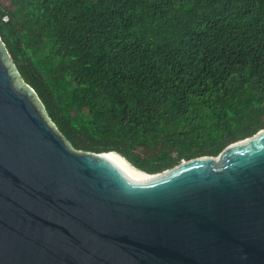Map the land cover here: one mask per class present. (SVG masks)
<instances>
[{
    "label": "trees",
    "instance_id": "16d2710c",
    "mask_svg": "<svg viewBox=\"0 0 264 264\" xmlns=\"http://www.w3.org/2000/svg\"><path fill=\"white\" fill-rule=\"evenodd\" d=\"M0 34L76 149L156 173L264 128V0H0Z\"/></svg>",
    "mask_w": 264,
    "mask_h": 264
},
{
    "label": "water",
    "instance_id": "95a60500",
    "mask_svg": "<svg viewBox=\"0 0 264 264\" xmlns=\"http://www.w3.org/2000/svg\"><path fill=\"white\" fill-rule=\"evenodd\" d=\"M112 153L67 140L0 34V264H264V128L155 177Z\"/></svg>",
    "mask_w": 264,
    "mask_h": 264
},
{
    "label": "bare ground",
    "instance_id": "6f19581e",
    "mask_svg": "<svg viewBox=\"0 0 264 264\" xmlns=\"http://www.w3.org/2000/svg\"><path fill=\"white\" fill-rule=\"evenodd\" d=\"M113 154V153H112ZM116 158H118L129 170L142 177H155L146 174L145 172L139 170L133 163H131L128 159L124 158L120 154H113Z\"/></svg>",
    "mask_w": 264,
    "mask_h": 264
},
{
    "label": "built area",
    "instance_id": "2783aa9c",
    "mask_svg": "<svg viewBox=\"0 0 264 264\" xmlns=\"http://www.w3.org/2000/svg\"><path fill=\"white\" fill-rule=\"evenodd\" d=\"M6 18V17H5Z\"/></svg>",
    "mask_w": 264,
    "mask_h": 264
}]
</instances>
